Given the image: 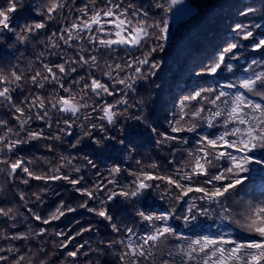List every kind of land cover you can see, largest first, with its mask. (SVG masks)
Listing matches in <instances>:
<instances>
[{
  "label": "trees",
  "instance_id": "obj_1",
  "mask_svg": "<svg viewBox=\"0 0 264 264\" xmlns=\"http://www.w3.org/2000/svg\"><path fill=\"white\" fill-rule=\"evenodd\" d=\"M193 3L194 12L187 19H175L174 9L168 13L169 19V37L164 44V50L151 53L150 61L160 64L156 70L155 76H148V65H143L142 73L147 79L136 81L135 93L129 92V103L134 101H143V115L147 117V124L157 129L152 133L143 123L134 119L120 117L116 125H107L104 127L109 137L106 139L105 134L99 128L91 130V135H86L88 122L76 120L69 114H58L49 112L51 117V127L47 126L46 121L36 120L30 123L31 131L43 130V136L39 140H30L27 143L18 145L11 153L5 152L0 154V159H6L8 164L0 163V208L5 211L11 209L7 216L0 214V256L7 257V260L0 261V264H15L23 257L20 264H122L119 259V253L122 246L113 244L112 248L108 245L120 239H126L125 227H130L143 235L145 230H150L147 221H143L137 215L139 210L148 213H159L170 211L172 207L177 208L176 217L169 223L177 229L178 232L195 239L202 235H213L219 231L230 233L237 240H246L251 238L250 234L236 227L229 221H221L219 214L213 216H198L197 220L191 224H185L181 218L183 215L184 202H176L168 192L163 181H154L159 185L154 187L145 194L143 198H132L125 200L124 197L118 196L114 201L107 204L110 214L113 216L112 221L100 217L96 212L89 211L90 208L100 210V201L90 200L87 196L77 192V188H87L92 190L97 184H106L109 179H117L120 185L129 184L135 177L130 175L131 172H139L143 165L144 170H149L148 165L157 164V170H151L153 175L167 176L173 173L175 168H179L182 163L188 159V152L195 151L198 147L197 141L202 135H218L223 130L222 126L217 123L215 127L209 128L206 124H201L196 132L171 133V121L173 113H177L176 107L178 99L185 95L191 94L200 87L220 88L221 85L237 81L250 75L253 71H264V48L254 49L252 44L261 38H264V0H189ZM90 0H75L74 4L69 7L75 9L81 7ZM98 6H103V0H96ZM135 4L143 7L148 11L153 22L164 17L165 10L168 7L167 0H123L124 7L129 4ZM163 3V9L153 5ZM41 0H25V7L18 11L13 18V27L19 30L25 23L39 21L41 18L38 5ZM255 9L249 12L247 9ZM243 13V14H242ZM78 15L75 11H64V17L60 23L50 22L49 27L40 30L36 38H30L27 42L17 40L16 36L5 31L0 42V72L8 75L15 70L18 74L25 76L23 89H17L14 93V99L17 104L25 95H44L48 96L53 92L54 86L46 85L44 90L36 88L30 82V77L34 74L33 69H41V61L49 65L62 63L64 53L76 55V51L61 44L59 48L46 47L50 44L47 37L53 31H58L66 26ZM237 23L248 25H260L259 28L251 29L253 37L248 40L241 39L240 47L234 52L238 53V58L228 60L233 64V70L227 71L221 68L215 75H200L207 65H210L219 50L226 47L228 43L235 42L233 37L236 35L233 31ZM43 41V43H41ZM156 42L148 40L147 43L140 47L132 48L129 46H114V50L101 49V65L107 61L110 64L119 63L122 66L126 62L134 59H142L151 47H155ZM85 47H90L85 45ZM87 55V54H86ZM39 57V59H37ZM78 58V57H77ZM252 60L258 63L248 68ZM136 67L133 64V69ZM42 70V69H41ZM94 74L99 77L98 73ZM132 73V69H126L121 72L119 78L125 74ZM134 74V73H133ZM85 69H77V73H72L65 80V86L72 79L79 76H85ZM107 81V78H105ZM113 87L112 84L109 85ZM117 88L122 85H115ZM225 91L236 92L244 89H229ZM63 95V93H61ZM250 99H256L257 102L264 103V99L253 97L248 94ZM214 95V94H212ZM120 97L117 96L116 99ZM106 99L109 103L113 102V97L97 98L94 103H102ZM205 103V115L207 109L214 106ZM219 103V102H218ZM193 106L196 102H192ZM136 108H130L131 116H139L141 112ZM88 114L87 112L85 113ZM94 119L92 123L100 124L98 119L99 112L92 113ZM69 120L71 128L67 134L62 129L65 128L63 120ZM0 120L8 121V126L17 129L13 120V114L9 107L0 105ZM85 124L82 130L77 125ZM27 127V126H26ZM124 128L125 131H119ZM131 133V135H129ZM177 135L182 140H187V144L180 142L157 143L160 140V134ZM3 130L0 129V135ZM24 136V132L20 133ZM59 136L60 139H55ZM125 137H128L127 139ZM13 140L18 137L12 135ZM80 142L77 144L76 141ZM96 140H101V144H96ZM124 140L121 144L119 141ZM76 145L73 147V145ZM257 158H264V154L256 153ZM18 158H24L25 161H32V164H26L30 171L35 175H52L56 168H60L63 175H70L71 179L83 177L80 184L73 185L64 179L59 180H37L28 177L20 169L14 174L10 173V163ZM63 158V159H62ZM86 158V159H85ZM91 160L95 168L87 164ZM50 161L51 163H45ZM70 161V162H69ZM137 161L140 163L138 164ZM62 167L61 165H65ZM225 164V161H221ZM113 166H119L121 173L118 176L110 174ZM253 171L246 173L250 179L245 181L243 190L234 197L235 201L258 200L264 199V172H260L262 167L258 164L250 166ZM74 168H80L79 173ZM27 180L28 183L23 181ZM108 188H113L108 185ZM106 190L98 193L100 198L105 196ZM191 195V194H190ZM199 195V193L195 194ZM39 197V199H37ZM188 198H185L187 201ZM87 204L84 208L80 205ZM203 205L205 202L197 201ZM61 205L63 216L59 219L50 220L51 214ZM228 207L232 210L236 219V213L242 211L232 201L228 202ZM68 208L75 209L68 211ZM39 215L42 220L38 221L35 216ZM49 219L50 223L44 224L42 221ZM115 224L120 229L114 231L112 225ZM199 224L200 227L194 225ZM219 225V227H218ZM41 229L45 231L40 233ZM57 233H63L57 235ZM19 234H26V239H13L12 237ZM135 239V237H133ZM173 245L185 243L184 241H172ZM66 245V247H61ZM83 245L82 248L80 246ZM18 249V251L9 252L8 249ZM79 248L77 257H69L68 252L76 251Z\"/></svg>",
  "mask_w": 264,
  "mask_h": 264
},
{
  "label": "snow or ice",
  "instance_id": "obj_2",
  "mask_svg": "<svg viewBox=\"0 0 264 264\" xmlns=\"http://www.w3.org/2000/svg\"><path fill=\"white\" fill-rule=\"evenodd\" d=\"M75 0H41L38 5L40 16L39 21L25 23L17 30L13 27L14 15L25 7V0H0V42L5 31L13 33L17 40L27 42L30 38H36L40 30L47 29L50 22L60 23L64 17V11H75L78 13L74 19L58 31H53L47 37L50 44L46 47L59 48L61 44L76 51V55L64 53L62 63L49 65L41 61V69H33L34 74L29 78L32 85L40 90H44L46 85L54 86L53 92L48 96L44 95H25L17 104L14 99V93L17 89H23L25 76L18 74L15 70L8 75L0 72V105H7L13 114V120L18 126L17 129L8 126V121L0 120V129L3 134L0 135V154L5 150L11 153L18 145L29 142L30 140H39L46 138L43 136V130L31 131L30 123L36 120H44L50 128L51 117L49 112L58 114H69L73 122L81 120L88 122L86 135H91V130L99 128L109 137L104 127L107 125H116L120 117L134 119L143 123L152 133L157 129L147 124V117L143 115V101H134L130 104L128 93H135V83L139 79H147L142 73L143 65H148V76H155L156 70L160 64L152 62L149 59L151 53L163 51L164 44L169 37V19L168 13L172 12L178 5L183 6L177 9V15L187 13L190 9L185 6V0H167L168 7L165 10L164 17L159 20L149 22L152 18L148 11L138 7L135 4L122 6L123 0H103V6H98L96 0H90L79 8H71ZM163 9V3L153 5ZM254 12L255 9H247ZM243 14V13H242ZM260 25H248L237 23L233 29L236 34L233 39L235 42L228 43L226 47L219 50L215 55L213 62L207 65L200 75H215L222 66L227 71L233 70V64L226 62L238 58V53L234 52L241 45L240 41L248 40L253 37L251 29L259 28ZM156 42L155 47H151L149 52L142 59H134L126 62L125 65L119 63L110 64L107 61L101 65V49L114 50V46H124L128 48H137L147 43L148 40ZM43 43V41H41ZM90 47H85V45ZM254 49L264 48V38L255 41L252 44ZM87 54V55H86ZM78 57V58H77ZM39 59V57H37ZM252 60L248 68L257 64ZM133 64L136 67L133 69ZM85 69L86 75L72 79L65 86L64 80L72 73H77V69ZM126 69H132V73H127L123 78H119L121 72ZM99 74L100 78H97ZM134 73V74H133ZM107 78V81H105ZM113 87L110 88L109 85ZM115 85H122L117 88ZM229 89H244L253 97L264 99V71L252 72L244 78L238 79L221 85L219 89L215 87H200L191 94L178 99L176 107L177 113H173L171 121V133L196 132L201 124H206L209 128L215 127L219 123L223 130L218 135H202L197 141V149L188 152V159L182 163L179 168H175L173 173L167 176L153 175L151 170H157L159 166L155 163L148 165L149 170H144L143 165L139 172L129 173L135 179L129 184L120 185L117 179H109L106 184H97L92 190L87 188H77L76 191L90 200L100 201V210L95 208L88 209L96 212L100 217L108 221L113 220L107 207L108 202L114 201L116 197L122 196L125 200L132 198H143L149 190L159 185L154 181H163L168 189L169 195L176 202H184L182 209V219L185 224H191L197 220L198 216H213L219 214L221 221L234 223L236 227L250 234L251 238L246 240H237L230 233L219 231L213 235H202L192 239L182 232H178L169 222L176 217L177 208L174 206L170 211L146 214L139 210L137 215L141 220L147 221L150 230H145L143 235H138L130 227H125L126 239L114 241L113 244L122 246L119 253V259L122 264H264V199L235 201L234 197L243 190L241 186L250 179L249 175L253 169L252 164H258L262 167L260 172H264V158H257L256 153L264 154V103L257 102L256 99H250L245 91L229 92ZM63 93V95L61 94ZM214 94V95H212ZM119 96V99L116 97ZM113 97V102L109 103L106 99L102 103H94L97 98ZM196 105L193 106L192 102ZM214 106L208 108V114L205 115V103ZM219 102V103H218ZM141 112L139 116H131L130 108H136ZM88 113L87 115L85 113ZM99 112L98 119L100 124L92 123L94 119L92 113ZM65 131L71 128L69 120H63ZM27 126V127H26ZM82 130L85 124L77 125ZM119 131L124 132V128ZM24 132L21 137L20 133ZM12 135L18 138L13 140ZM131 135V133L129 134ZM126 139L128 137H125ZM55 139H60L56 136ZM80 141L77 140L78 144ZM180 142L187 144V140H182L177 135L167 133L160 134V140L157 143ZM96 144H101V140H96ZM123 144L124 140L119 141ZM76 145L74 144L73 147ZM63 159V158H62ZM86 159V158H85ZM221 161L226 162L221 164ZM70 162V161H69ZM0 163L8 164L6 159H0ZM32 161H25L24 158H18L10 163V173L14 174L20 169L28 177L37 180H59L64 179L73 185L81 183L83 177L71 179L70 175H63L60 168H56L52 175H35L29 170L26 164H32ZM45 163H51L45 161ZM139 164L140 162L137 161ZM87 164L95 168L91 160ZM62 167L66 166L61 165ZM79 173L80 168H74ZM119 166H113L110 174L118 176L121 173ZM28 183L27 180L23 181ZM112 185L113 188H108ZM106 190L105 196L100 198L98 193ZM199 193V195H195ZM191 194V195H190ZM264 195V193H262ZM188 198L185 201V198ZM39 199V197H37ZM197 201L205 202L203 205ZM232 201L242 211L236 213L239 219H236L232 210L228 207V202ZM81 207L87 208L88 205L82 204ZM61 205L51 214L50 220L59 219L64 215L61 211ZM68 208V211H74ZM11 209L5 211L0 208V214L7 216ZM35 219L40 221L39 215ZM49 219L42 222L50 223ZM200 227L199 224L194 225ZM114 231L120 229L115 224L112 225ZM219 227V225H218ZM45 229H41L42 234ZM63 233H57L62 235ZM135 237V239L133 238ZM13 239H26V234H19ZM184 241L173 245L172 241ZM66 247V245H61ZM83 245L80 246L82 248ZM4 251V249H0ZM9 252L18 251V249L9 248ZM79 248L76 251L68 252L69 257H77ZM20 257L15 264H20L23 260ZM7 260V257L0 256V261Z\"/></svg>",
  "mask_w": 264,
  "mask_h": 264
},
{
  "label": "rangeland",
  "instance_id": "obj_3",
  "mask_svg": "<svg viewBox=\"0 0 264 264\" xmlns=\"http://www.w3.org/2000/svg\"><path fill=\"white\" fill-rule=\"evenodd\" d=\"M185 6H187L190 10L187 13H181L179 15H177V9L183 6L178 5L176 8H174V16L177 21L187 19L188 17H190V15L193 14L195 5L189 0H185Z\"/></svg>",
  "mask_w": 264,
  "mask_h": 264
}]
</instances>
